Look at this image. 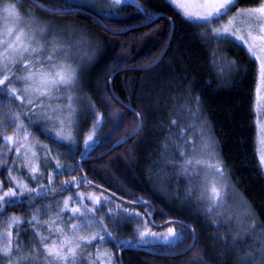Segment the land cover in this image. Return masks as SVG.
Returning <instances> with one entry per match:
<instances>
[{
	"label": "trees",
	"instance_id": "obj_1",
	"mask_svg": "<svg viewBox=\"0 0 264 264\" xmlns=\"http://www.w3.org/2000/svg\"><path fill=\"white\" fill-rule=\"evenodd\" d=\"M23 1L58 19L59 24L73 26L97 39L101 47L97 61L76 89L80 107L75 142L69 146L67 142L56 141L51 132L42 133L43 127L51 128L43 122H39V128L30 126L39 142L51 150L49 157H54L45 160L43 149L35 147L40 157L37 160L40 172L44 174H37V179L47 185L48 173H56V160L66 169L54 177L52 187L56 191L32 201L25 194L22 203L6 206L0 212V231L7 223V217L15 214L25 221L19 227V239L27 242L31 228L26 223L31 219L29 213L51 204V213L40 216L41 220H48L58 209L56 201L73 195L75 188L62 189V183L81 177L78 161L88 148L84 140L92 132L93 124L99 121L90 142L91 146L95 145L91 157L102 154L114 143L133 134L138 128L139 115L142 120L140 131L107 155L83 162V172L92 182L119 196L154 203L157 223L171 219L187 222L194 228L197 238L191 250L175 256L125 249L122 252L124 264H244L241 257L248 250L257 257L250 264H260L259 243L254 242L256 237L264 234V171L257 154L254 109L257 62L248 55L245 47L231 38H214L210 29L216 26L217 20L211 25L189 20L168 0H123L120 5L111 3L108 9H97L90 3H70L69 0H38L46 6L52 3L51 7L55 9H86L115 32L107 30L90 15L51 14L28 0ZM256 5L258 0H239L236 8ZM154 15L161 16L149 25L120 32L148 22ZM170 19L174 24L173 31ZM166 46L164 56L154 64ZM213 53H216L215 57ZM229 62H234L235 66H230ZM115 71L111 90L110 78ZM4 99L0 96V119L6 121L7 117L2 115L8 111ZM17 110L23 111L19 107ZM172 121H176L177 126H173ZM182 129L187 133L183 139L180 137ZM14 130L15 125H5L0 129V136L11 135ZM197 131L203 135V140L211 137L214 141V149L227 174L230 193L243 206L237 221L219 214L210 215L206 200L202 202L197 198L200 191L205 195L206 187L202 189L200 183H195L192 168L185 174L180 167L186 157H181L180 151L192 155L191 142L197 145ZM186 140L189 142L187 147ZM8 147L0 139V152L7 153L4 160L11 166L15 155L14 150L8 152ZM20 174L30 187H37L28 172L23 169ZM0 181L4 188L13 186L8 181L7 166L0 167ZM90 188L102 191L92 185L82 187ZM125 205L139 210L144 220L132 216L128 223H117L115 227L113 222L108 223L116 240L105 237L107 242L99 246L115 254L116 264H120L121 247H117L120 241H124V245L139 246V232L145 226L152 231L164 228H155L149 223L150 205ZM253 222L257 224L255 232L250 231ZM171 223L177 224V230L181 232L176 241L142 247L160 253L185 250L192 242L190 228L179 222Z\"/></svg>",
	"mask_w": 264,
	"mask_h": 264
},
{
	"label": "snow or ice",
	"instance_id": "obj_2",
	"mask_svg": "<svg viewBox=\"0 0 264 264\" xmlns=\"http://www.w3.org/2000/svg\"><path fill=\"white\" fill-rule=\"evenodd\" d=\"M170 2L186 18H194L209 25L215 20L227 17L225 23L219 27H211L210 31L216 39L232 37L242 42L248 55L258 62L256 112L259 115L261 109L264 108V0H258V6L246 8H236L239 0H195V2L193 0H170ZM112 3L120 5L123 0H112ZM37 7L43 8L44 6L37 4ZM233 8H236L234 13ZM48 10L54 11L55 9ZM213 56L215 57L216 53H213ZM229 64L235 66L234 62H229ZM78 84V67L70 62L69 50L58 42V34L51 26L43 23L31 10L25 9L23 0H0V96L5 98L3 103L8 108V111L2 114L7 117V120L0 119V129H3L5 125H15L13 134L0 136V139L9 146V151H12L14 146L16 160L24 161L17 171L26 168L30 179L37 184L36 188H32L25 180L13 175V167L6 165L4 160L7 153L0 152V167H8V181L15 185L5 190L3 182L0 181V212L6 206L22 203L21 198L25 194L28 200L32 201L36 197H43L49 192L56 191L52 187L54 177L62 174L66 169L59 160H56V173L50 172L46 176L48 184L44 185L37 179V174L41 176L44 174L40 172V167L36 163L40 157L33 148H42L45 160L54 159V157H49L51 150L47 145L39 142L35 132L30 131V126L39 128V122L52 125L51 128L45 126L40 131L53 133L56 141L67 142L69 146L74 143L75 117L78 111L76 102L79 99L76 92ZM196 100L198 107L199 98L197 97ZM17 101H19L18 106ZM17 107L23 111L17 110ZM92 107L95 106L92 105ZM33 117L36 119L34 120ZM98 123L99 121L93 124L92 132L84 140L86 148L91 146L90 142L96 134L95 129ZM256 123L259 129L257 154L261 169L264 170V122L258 119ZM172 125L177 126V122L172 121ZM186 134L182 129L181 139ZM200 138L203 139V135ZM188 144L186 140L185 147ZM191 148L193 153L197 151L194 141L191 142ZM201 151L208 156L207 160L185 159L180 167L184 169L185 174L189 167L211 170L214 179L210 182V189L206 187L204 190V199L210 205L207 211L211 215L224 206L229 185L225 182L227 174L222 161L215 154L214 141L211 137L204 143ZM180 154L181 157L187 156V152L183 150ZM82 181L90 183L86 176L82 177ZM79 183L80 181L75 178L72 181L66 180L62 183V189L72 185L78 187ZM204 183L206 186L209 184L207 176L204 177ZM86 198L92 203V207H88L83 202ZM71 199L69 197L56 201L57 206L63 205V207L55 217L44 221L43 224H41L40 216L49 215L53 205H44L29 213L31 219L26 223L31 226L35 237L30 246L23 244L19 239V227L25 221L15 214L8 216L7 229L0 231V264H81L85 248L97 242L106 243L105 237L112 241L116 240V236L109 231L108 224L104 222V217L97 215L98 207L102 208L113 201L106 196L94 194L86 196L84 193H78L76 199L81 201L80 206L70 207ZM115 207V212L108 208V215L113 220L114 227L117 223H128V218L132 216H139L138 213L121 208L119 204ZM245 207L247 208L246 204ZM69 212L71 215L67 222L60 219ZM120 214H123V217ZM140 218L143 219V217ZM72 221L78 222L73 223ZM13 226L17 228L15 234L12 231ZM40 227L47 228L49 235H44ZM86 229L96 230L84 234ZM256 229L257 224L253 222L250 225V231L255 232ZM53 233L60 239H51ZM139 235L141 240L148 236H159L166 242H169L170 238L174 242L180 236L174 228H168L166 233H155L146 226L143 231L139 232ZM236 242L234 236L233 244ZM254 242L259 243L257 249L260 253L259 261L260 264H264V234L256 237ZM124 243L120 241L117 247H122ZM83 259L87 260V264H116L115 254L107 249L101 251L99 247L95 248L93 253H87ZM241 259L244 264H250V262H255L257 257L251 250H248Z\"/></svg>",
	"mask_w": 264,
	"mask_h": 264
},
{
	"label": "rangeland",
	"instance_id": "obj_3",
	"mask_svg": "<svg viewBox=\"0 0 264 264\" xmlns=\"http://www.w3.org/2000/svg\"><path fill=\"white\" fill-rule=\"evenodd\" d=\"M69 1H70V3H90L92 6H94L97 9H100V8L108 9L110 7V4L112 3V0H69ZM168 1L170 2V0H168ZM193 2H195V0H193ZM47 5L49 7H51L53 4L52 3H47ZM23 6H24L25 9H28V10H31L32 12H34L36 14V16L39 17V19L43 23H46V24L50 25L51 28L53 29V31L58 34V42L60 44L64 45L70 52V62L74 66L78 67V74H79V84L78 85H80V83L82 81V78L85 75V73L87 72V70L90 68V66L93 65V63L95 61H97L96 59L98 57V54L100 52V47H101L99 41L97 39L93 38V37H90L89 35H86L85 33H82V31L80 29L74 28L73 26L65 25V24H59L58 22H60V21L58 19L41 13L37 9L28 6L24 1H23ZM256 6H258V5H256ZM252 7H254V6H252ZM239 8H243V7H239ZM235 11L236 10L232 9L233 13ZM187 19H189V18H187ZM189 20L196 21V22H203V21H197L194 18L193 19H189ZM226 20H227V17H224L222 19L217 20L216 26H213V27L221 26L223 23L226 22ZM226 38H231V39L235 40L232 37H226ZM235 41L238 42L239 44L243 45L242 42H240L238 40H235ZM61 58L63 59V57H61ZM257 82H258V77H257ZM16 86L19 87V85H16ZM17 102L19 103V101H17ZM256 103H257V98H255V103H254L255 112H256ZM77 105H78V111H77L76 117H75L74 133L76 131L78 120H79L78 119L79 118L78 114H79L80 105L78 103H77ZM258 119L261 120L262 122H264V108L261 109L259 115H257V112H256V122H257ZM51 127H52V125H51ZM258 132H259V129H258V126H257V137H258ZM197 133H198V137H197L198 142H197V145H195L197 151L195 153L192 152V155L186 156L185 159L201 158V159L207 160L208 156L204 152L201 151V149L203 148V145H204V143L206 141L200 138L201 136L199 135V133H200L199 131H197ZM257 147H258V144H257ZM13 150H14V146H13ZM33 150L36 151L35 147L33 148ZM21 151L23 152V149H21ZM214 151H215V149H214ZM8 152H9V150H8ZM215 154H216V156L218 155V153H216V151H215ZM14 155L15 156H14L13 162L15 160V163H11V167H13V175H16V176L22 178L21 174H20L21 171H17V169L21 168V166L24 163V161L22 159L21 160H16L15 151H14ZM36 163L38 164L37 161H36ZM189 168H192V167H189ZM192 169L194 170L193 179L195 180V183H200L202 189H203V187H207L208 189H210V186H211L210 182H211L212 179H214L211 170L204 169V168H201V167H196V168H192ZM24 171L28 172V174H29V171L26 168L24 169ZM197 173H199V175H196ZM205 176H207L208 180H209V184L207 186L204 183V177ZM22 179L25 180L24 178H22ZM12 187H15V185L13 184ZM5 190H7V188H5ZM78 193H84L86 196H88L89 194H94V195L102 196V197L106 196V197L109 198V200L113 201V203L105 204V206L102 207V208L98 207L97 215L98 216H103L104 217V222L107 223V224L113 222V220L108 215V208H111L115 212L116 211V207H115L116 204H119L121 206V208H126V209H129L131 212L138 213L139 216H134V218L139 219L140 217H142L139 210L131 209V208L127 207L125 205V203L120 202L119 200H117L116 198H114L113 196H111L110 194H108V193H106L104 191L97 192V191H95L94 189H91V188L90 189H82V188L81 189H76L74 191L73 195L67 196L65 199H67L69 197L72 198L70 200V207L80 206L81 201L76 199V196H77ZM204 196L205 195L202 194V191H200V193H199L197 198H198V200H201V201L205 202ZM233 196L234 195H231L230 190L228 188V193H227L226 202H225L224 206L221 207L219 211H214L213 213L215 215L219 214L220 217L221 216H227V217H230L231 219H234L235 221H237L236 219L239 218L240 210L243 208V206H241L239 201L237 199H235ZM83 202L85 204H87L88 207H92L93 206L92 203H90L89 199H87V198ZM205 204L208 207L210 206L207 203V201L205 202ZM59 207L62 208L63 205L57 206V208H58L57 211H55V213L52 214L50 216V218L56 216V214L60 210ZM70 215H71V213L69 212L68 214L60 217V219H62L63 221L67 222L69 220ZM121 217H123V216L121 215ZM143 220H144V218H143ZM40 221H41V224H43V222L46 221V220H43V219L41 220L40 219ZM72 222L75 223V222H78V221H72ZM142 225L143 224L141 223V226ZM144 226L145 225H143V227ZM177 227H178L177 224L170 223L167 226H165L164 228L159 229L158 231L157 230H155V231L150 230V231L151 232H155V233H166L168 228H174L176 230V232L181 235V232L179 230H177ZM15 228H16L15 226H13V228H12V231H13L14 234L16 233V231L14 230ZM6 229H7V223L4 225V227L2 228L1 231H5ZM95 230L96 229H86L84 234H88L89 232L95 231ZM40 231L46 236L49 235L47 228L40 227ZM28 236H29V239L27 240V242H23V244L30 246L31 241L35 238L33 232L31 231V228H30V233H29ZM51 239L59 240L60 238L55 236V234L53 233ZM138 242H139L138 243L139 246H145V245L155 244V243H172L171 238H170L169 242H166L162 237H159V236H156V237L148 236V237H145L144 240L140 239V241H138ZM99 245H100V243L97 242V243H94V246L91 245V246L85 248L84 253H82L81 264H87V260L83 259V257L86 256L87 253H93L95 248H97V247L100 248ZM105 249H106L105 247H103V248L101 247V251H104Z\"/></svg>",
	"mask_w": 264,
	"mask_h": 264
},
{
	"label": "water",
	"instance_id": "obj_4",
	"mask_svg": "<svg viewBox=\"0 0 264 264\" xmlns=\"http://www.w3.org/2000/svg\"><path fill=\"white\" fill-rule=\"evenodd\" d=\"M28 1L31 2L32 4H34L35 6H37V4H42V3L39 2L38 0H35V2H34V0H28ZM42 5L44 6L43 8H41V7H38V8H40V9H42V10L48 12V13H51V14L82 13V14L90 15V16L96 18V19L101 23V25H103L107 30H111L109 27H107V25L104 23V21H103L101 18H99L98 16L92 14L91 12H89V11L86 10V9L78 8V7H74V8H69V9H67V10L65 11L64 9H55V8H52V7H48V6L44 5V4H42ZM48 9H55V10H54V11H50V10H48ZM160 16H161V15H154V16H153L148 22H146V23H144V24H141V25L133 26L132 28H128V29L123 30V31H120V32H125V31H128V30L133 29V28H139V27H143V26L149 25V24H151L153 21H155L156 19H158ZM170 20H171V19H170ZM171 23H172V31H173L174 24H173V21H172V20H171ZM111 31H112V32H115L114 30H111ZM172 31H171V34H172ZM169 40H170V38H169ZM167 46H168V43H167ZM167 46H166L165 50L162 52V54L160 55V57L157 59V61H156L154 64H156L158 61H160V59L164 56L165 51H166V49H167ZM154 64H153V65H154ZM117 71H118V70H117ZM117 71L113 72V74L111 75V78H110V88H111V90H112V81H113V77H114V75L117 73ZM137 116H138V121H139V124H138V128H137V130H136L133 134H131L130 136L124 138L123 140L114 143V144H113L108 150H106V151L103 152L102 154L97 155V156H94V157H91L90 154H91L92 151L95 149V145L90 146V147L87 148V150L85 151V153L83 154V156H82V157L79 159V161H78L79 169H80L82 175H81V177H80L79 179H77V181H80L79 186L77 187V186L75 185L74 188H75V190H76V189H79L80 184L83 183V186H85V187H86V186H91V185H92V186H94V187H96V188H98V189H100V190H102V191H104V192L110 194L111 196H113L114 198H116L117 200H119L120 202H123V203L128 204V205H135V206H136V205H146V204H148V205L151 206V209H152L151 212H149L150 215H149V213H148V220H149V223H150L152 226H154L155 228H162V227L167 226V225L170 224L171 222H179V223H181V224L186 225L188 228H190L193 237H192V242H191V244H190L185 250H183V251H181V252H176V253H160V252H158V251H156V250H151V249H149V248L142 247V246L124 245V246H122V247L119 249L118 258H119V263H120V264H124L123 259H122V252H123L125 249H132V250H136V251H142V252H146V253H150V254H154V255L175 256V255H181V254H184V253L188 252L189 250H191L192 247L194 246V244L196 243V238H197V237H196V232H195L194 228H193L190 224H188L187 222H184V221H181V220H177V219H171V220H168V221H165V222H162V223H157V222L155 221L156 206H155L154 203H152V202H150V201H148V200L144 201L145 203H142L141 201H143V200H137V201H136V200H130V199H126V198H124V197H122V196H119V195H117V194H115V193H113V192L107 190L106 188H104V187H102V186H100V185L95 184V183L92 182V181H91V180L85 175V173L83 172V169H82V164H83V162L88 161V160H92V159H98V158H101V157L107 155L108 153H110L111 151H113L117 146H119V145L125 143L127 140L131 139L136 133H138V132L140 131L141 126H142V120H141V117H140L139 115H137ZM84 176L87 177V180H88L90 183H85V182L82 181V177H84Z\"/></svg>",
	"mask_w": 264,
	"mask_h": 264
},
{
	"label": "flooded vegetation",
	"instance_id": "obj_5",
	"mask_svg": "<svg viewBox=\"0 0 264 264\" xmlns=\"http://www.w3.org/2000/svg\"><path fill=\"white\" fill-rule=\"evenodd\" d=\"M72 186L75 187V185H72ZM82 187H83V185H82V183H81L79 189H81Z\"/></svg>",
	"mask_w": 264,
	"mask_h": 264
}]
</instances>
